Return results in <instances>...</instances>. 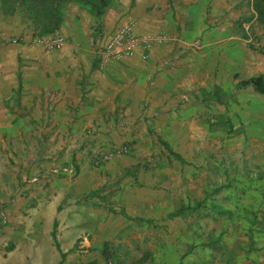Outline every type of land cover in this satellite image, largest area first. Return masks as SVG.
<instances>
[{
	"label": "rangeland",
	"instance_id": "rangeland-1",
	"mask_svg": "<svg viewBox=\"0 0 264 264\" xmlns=\"http://www.w3.org/2000/svg\"><path fill=\"white\" fill-rule=\"evenodd\" d=\"M59 17L0 0V264H264V95L237 86L264 75L251 0ZM124 25L145 41L101 63Z\"/></svg>",
	"mask_w": 264,
	"mask_h": 264
},
{
	"label": "trees",
	"instance_id": "trees-1",
	"mask_svg": "<svg viewBox=\"0 0 264 264\" xmlns=\"http://www.w3.org/2000/svg\"><path fill=\"white\" fill-rule=\"evenodd\" d=\"M18 2L23 10H25L29 16L37 23L43 24L46 28L54 25L59 21V8L62 3L74 2L77 4L86 5L89 7L91 14L99 22L101 16L104 13L105 8L109 5L111 0H14ZM251 6L256 15V19L264 23V0H251ZM237 86L240 88L250 87L252 90L259 94L264 95V75L258 74L250 76L247 78H242L238 80ZM157 139L162 143L164 148L172 155L174 158L182 161L181 156L171 150L168 143L162 139L159 135H156ZM100 190H92L85 197L86 202H90V198L93 196H99ZM106 208L111 209L110 205H105ZM113 210V209H111ZM55 227V225H54ZM52 240L58 251L60 252L62 258L65 253L61 251L59 243L55 236V229L51 232ZM90 264V263H88Z\"/></svg>",
	"mask_w": 264,
	"mask_h": 264
},
{
	"label": "built area",
	"instance_id": "built-area-1",
	"mask_svg": "<svg viewBox=\"0 0 264 264\" xmlns=\"http://www.w3.org/2000/svg\"><path fill=\"white\" fill-rule=\"evenodd\" d=\"M144 41V38L138 37L129 26L124 25L104 41L99 51V59L101 63H106L131 55ZM54 42L57 43V40Z\"/></svg>",
	"mask_w": 264,
	"mask_h": 264
}]
</instances>
